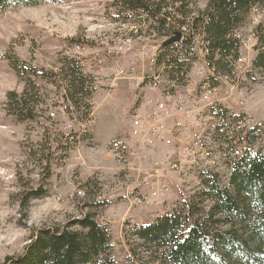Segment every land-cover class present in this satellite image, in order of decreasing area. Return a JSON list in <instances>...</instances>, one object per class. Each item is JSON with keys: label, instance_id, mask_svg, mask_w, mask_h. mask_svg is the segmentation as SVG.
I'll list each match as a JSON object with an SVG mask.
<instances>
[{"label": "rangeland", "instance_id": "374dc122", "mask_svg": "<svg viewBox=\"0 0 264 264\" xmlns=\"http://www.w3.org/2000/svg\"><path fill=\"white\" fill-rule=\"evenodd\" d=\"M113 1L34 0L32 4L9 3L0 7V264H14L28 256L38 230L79 229L76 222L87 214L109 228L112 257L118 264H130L132 245L137 258L143 257L144 264H200L191 253L182 258L166 250L162 254L152 252L148 246H138L139 241L134 242L132 232L178 208L184 198L205 195L204 191L210 190L206 184L208 178H214L221 186L229 185L232 170L226 160L217 166L210 163L213 167L208 170L212 174L208 175L201 172L199 166L186 163V152L172 149L168 140L165 153L151 152L154 143L143 144L147 151L129 162L110 151L111 145L118 147L115 140L107 147L94 142L91 126L96 120L97 100L101 96L111 97L113 84L115 89L126 71L146 76L155 70L152 57H156L159 45L167 39L150 26L151 21L135 23L126 21L125 15L120 17ZM183 2L195 11L207 5V0ZM259 18L260 13L254 10L237 29L244 61L235 78L224 79L217 85L219 97L225 99L226 105L246 114L248 138L245 144L253 153L264 148V75L258 71L248 75L255 56L253 28ZM79 43L80 48H77ZM199 47L197 43L196 51ZM9 54L55 73L60 71L65 56H79L84 72L95 87L92 97L85 101L91 107L90 115H84L83 108L79 115L76 113V108L64 97V82H61L63 88L58 89L48 80L36 81L39 100L35 120L19 121L9 115L8 93H21L26 86L25 79L10 65ZM98 55L103 59L101 65L93 58ZM202 69L198 82L195 74L192 75L193 83L199 84L203 79ZM160 72L164 78V71ZM189 78L188 83L180 87L182 93L190 92V75ZM169 97L179 110H191L182 103L184 98L178 93ZM171 104L161 109L162 120H158L164 125L165 118L172 117ZM155 112L151 110L147 119L154 118ZM193 112L196 113L197 108ZM137 116L132 118V129ZM194 122L189 130L198 129V137L207 136L212 129V123H204L203 119L198 123L201 127L197 120ZM66 124H71L72 128H66ZM70 134L75 139L72 140ZM175 160L180 168L172 169ZM155 171L165 175L167 185L166 192L158 196L151 194L159 191L153 183H150L151 188L137 187ZM39 187L46 190L45 195L24 201L26 191ZM215 205L216 200L205 195L202 201L205 210L208 212ZM246 207L248 205L241 213L216 215L214 227L235 241L255 244L263 208L250 206L252 210L247 211Z\"/></svg>", "mask_w": 264, "mask_h": 264}, {"label": "trees", "instance_id": "16d2710c", "mask_svg": "<svg viewBox=\"0 0 264 264\" xmlns=\"http://www.w3.org/2000/svg\"><path fill=\"white\" fill-rule=\"evenodd\" d=\"M33 1L0 0V7L9 3H35ZM176 3L179 5L176 6ZM113 6L120 17L125 15L126 21H151L150 26L159 34L166 35L167 39L177 31L183 32L180 41L166 44L164 40L159 45L155 61L157 69L160 67L165 73L163 89L166 88V81L180 87L188 83L192 65L198 59L195 47L199 37L206 43L204 59L214 69V74L208 76L211 84L217 86L222 83L220 77H227L228 80L235 78L236 61L242 46L241 38L235 35V31L246 22L252 11L257 10L260 18L253 28L255 56L248 75L256 71L264 75V0H207L206 7L197 11L187 8L183 0H114ZM183 26H186V31H182ZM7 59L26 82L21 93H8L6 110L9 115L19 121L36 119L38 80H48L58 89L63 88L61 82H64V97L76 108V113L79 115L82 108L84 115L90 113L91 107L85 101L92 97L95 87L84 72L79 56H65L60 71L56 73L32 66L14 54H9ZM169 92L174 93V88ZM214 114L220 122L213 139L219 149L227 153L226 162L232 167L229 185L221 186L214 178H208L206 184L210 190L204 192L216 200L214 208L207 212L202 206L205 195L184 198L178 208L153 222L136 227L132 232L134 242L139 241L138 246H148L155 253L163 254L166 250L176 257H187L191 253L196 255L200 264H264V148L253 153L246 144L242 154L232 156L231 152L241 147V140L248 138L247 128L238 129L234 122L241 118L219 105L214 107ZM69 136L75 139L73 134ZM201 172L212 174L208 169ZM45 194L46 190L42 187L28 190L24 201ZM245 205L259 210L263 208L258 218L260 230L255 244L247 240L235 241L214 227L216 215L241 213ZM216 206L217 211L214 210ZM248 207L246 210L251 211ZM76 224L79 229L38 230L31 253L14 264H118L112 257L111 235L106 225L90 214ZM135 255L137 258L138 253L132 245L128 258L130 264H144L143 257L140 255L135 259Z\"/></svg>", "mask_w": 264, "mask_h": 264}, {"label": "built area", "instance_id": "2783aa9c", "mask_svg": "<svg viewBox=\"0 0 264 264\" xmlns=\"http://www.w3.org/2000/svg\"><path fill=\"white\" fill-rule=\"evenodd\" d=\"M136 23V22H135ZM186 26L182 27V31H186ZM181 32V31H180ZM183 34V32H182ZM235 35L240 37L238 31H235ZM199 43L203 56L206 55L207 49H204L206 46V43L202 40V38H197L196 44ZM77 48H80V46H77ZM97 57V56H96ZM244 61V58L240 55V57L236 61V75H238V68L241 66L242 62ZM152 65L154 66L155 70H151L144 78L145 83L156 89H162L164 91V95L167 99H170L169 96H171V88H174V93H177L179 91L180 86H178L176 83L172 81H166V88L163 89V79L161 78L160 71L162 69H159V72H156V61L155 57H152ZM158 67V66H157ZM163 67V66H162ZM203 69V79L199 81V84L196 85V93L198 97L200 98V103L197 104V125L200 122L201 119H203L204 123H212V130H210V136L208 137L207 142L205 143H198V129L194 130L191 135H188L185 132V129L187 125L189 124L188 118L181 117L180 112L178 114H173L174 122L172 125H164L161 122H159L158 118L162 120L161 116V109H163L166 106H169L168 102L166 101H158L157 104V112H155L154 118H150L146 121V124H144L143 119H141L139 116L134 118L133 121V129L132 134L134 136H140L142 137L143 143L146 144V146H149L150 144L154 143L155 139H157L159 136H161L162 133L166 134V140L169 142V146H171L172 149H177V151L186 152V163H190L191 165L199 166V170L204 169H211L213 165L216 166L220 164L224 158H227V153L223 150L219 149L218 143L213 139V134L216 133V126L220 122V118L214 114V107L215 106H221L223 109L228 110V112L233 113L237 117H240L241 119H238L234 122V124H237L238 129H245L247 117L244 112L233 110L232 108H229V105H226L225 99L222 97H219L218 93V87L213 86L208 79L209 75L214 74V69L210 68L208 63H206V60H204V65L202 67ZM190 75V73H189ZM224 81L228 80L227 77H220ZM148 103L152 102L151 98L147 99ZM182 110V109H180ZM167 119V118H166ZM164 120V119H163ZM142 124H144L142 126ZM201 127L202 125L199 124L198 127ZM197 127V128H198ZM66 128L71 129V124H66ZM235 143H239V141H235ZM246 141L240 142L241 147L239 150L235 152H231L232 156H235L236 154H242V149L245 148ZM243 145V146H242ZM132 153V152H131ZM130 151L127 152H116V155L119 156L122 160H128V157L131 155ZM185 161V160H183ZM185 163V162H184ZM183 164L184 166L186 165ZM213 164V165H210ZM180 164L178 163V160H175L174 163L171 165L172 169H177ZM192 167V166H191ZM202 168V169H201ZM229 169L232 170V167L229 166ZM161 171H155L151 173V178H145L141 180V183L137 186L139 189L144 188H151L150 183H153L154 188H158L159 191H152V196H158L160 192H166L167 185L165 184V175L160 174ZM153 188V187H152Z\"/></svg>", "mask_w": 264, "mask_h": 264}, {"label": "crops", "instance_id": "0c3cea01", "mask_svg": "<svg viewBox=\"0 0 264 264\" xmlns=\"http://www.w3.org/2000/svg\"><path fill=\"white\" fill-rule=\"evenodd\" d=\"M197 52L198 59L190 70V92H188V94L185 93V91L182 93L181 88H179V91L177 92L180 97L182 96V98H184L182 99V103L191 108L192 111H188L185 108L179 110L174 106L170 99L166 98L162 89H156L148 86L144 81L145 76H139V74L137 75L126 71L127 73L124 76H120L115 89L114 84L111 83L113 84L111 89L112 94L110 93L112 96H101L100 99L97 100L98 102H95L96 108L94 114L96 115V120L91 126L94 142L107 147L108 144H111L110 142H112V140H115L118 147L114 148L111 145L110 151H115L114 156L116 155V152H132L128 157V162L133 160V157H137L139 154L145 153L147 150L142 147L144 144L142 137L134 136L131 133L132 118L139 115L145 118L143 119L144 121H147V118L150 117L149 115L151 114V110L156 111L158 109L156 104L158 101H167L168 104L172 103L170 107L173 109V114L179 115L180 112L181 117L188 118L189 124L187 125L185 132L188 135H191L193 131H191L192 129L189 130V127H194V121L197 120L196 114L193 110L197 108V104L201 101L196 93V90L195 92L193 91L196 88L199 80L197 76L201 75L200 70L203 67L205 60L199 48ZM93 58L94 61L97 60L96 62L98 65L102 64V57L98 55ZM193 74H195L197 80V82L195 81L194 83L192 81L194 80L192 76ZM148 98L152 99L150 104L147 102ZM173 120V116H169L167 119L165 118L167 125H172L174 122ZM166 150V134L162 133L161 136L155 139L154 147H152L150 151L156 154H162L165 153Z\"/></svg>", "mask_w": 264, "mask_h": 264}, {"label": "water", "instance_id": "95a60500", "mask_svg": "<svg viewBox=\"0 0 264 264\" xmlns=\"http://www.w3.org/2000/svg\"><path fill=\"white\" fill-rule=\"evenodd\" d=\"M182 39V33L180 31L175 32V34L164 41V43H171V42H177Z\"/></svg>", "mask_w": 264, "mask_h": 264}, {"label": "bare ground", "instance_id": "6f19581e", "mask_svg": "<svg viewBox=\"0 0 264 264\" xmlns=\"http://www.w3.org/2000/svg\"><path fill=\"white\" fill-rule=\"evenodd\" d=\"M211 130H212V129H211ZM209 136H210V131H209V133H208L207 136H204V137L199 136V137H198V143H205V142H207ZM224 159L227 160L226 158H224ZM231 162H232V160H231ZM230 165H231V164H230ZM228 166H229V165H228Z\"/></svg>", "mask_w": 264, "mask_h": 264}]
</instances>
